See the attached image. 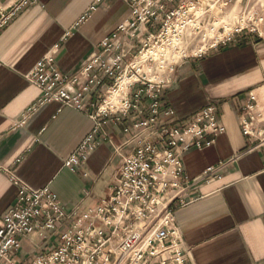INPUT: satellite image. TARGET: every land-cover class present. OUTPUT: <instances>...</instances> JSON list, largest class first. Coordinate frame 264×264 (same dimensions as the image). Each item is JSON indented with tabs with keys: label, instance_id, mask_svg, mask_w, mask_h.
<instances>
[{
	"label": "crops",
	"instance_id": "0c3cea01",
	"mask_svg": "<svg viewBox=\"0 0 264 264\" xmlns=\"http://www.w3.org/2000/svg\"><path fill=\"white\" fill-rule=\"evenodd\" d=\"M156 1L168 13L189 0ZM142 2L37 0L0 30V223L22 185L48 189L67 214L95 211L108 198L123 157L136 150L124 133L129 119L109 120L95 133L92 106L41 104L43 93L28 76L46 58L60 72L77 74L108 44L121 46L128 58L136 55L158 34L166 14L137 25L133 10ZM15 5L0 0V19ZM250 91L262 115L258 126L264 127V38L247 37L182 62L163 93L176 125L213 105L224 128L209 148L184 154L186 184L171 206L178 207L175 220L186 264H264V147H254L240 126ZM90 135L94 147L86 160L68 165ZM210 170L215 172L206 176ZM59 244V237L42 241L31 254L22 247L16 261L30 263Z\"/></svg>",
	"mask_w": 264,
	"mask_h": 264
},
{
	"label": "built area",
	"instance_id": "2783aa9c",
	"mask_svg": "<svg viewBox=\"0 0 264 264\" xmlns=\"http://www.w3.org/2000/svg\"><path fill=\"white\" fill-rule=\"evenodd\" d=\"M29 2L37 0H17L14 11L0 19V30ZM233 2L189 0L166 13L164 4L143 0L133 10L135 24L166 14L158 34L151 35L136 55L128 58L121 46L108 44L74 75L60 72L52 58L34 68L28 80L41 89V104L92 106L95 133L109 120L129 119L124 133L137 146L123 157L108 198L95 211L67 214L48 189L20 186L16 204L0 223V264H19L16 255L23 240L35 233L44 242L59 237L60 244L29 264H186L175 220L178 207L171 206L186 184L184 154L209 148L224 128L213 105L176 125L163 93L182 62L202 59L247 37L264 38V17L258 12L245 9L233 21L226 20L225 11ZM188 33L200 40V47L186 49ZM246 97L240 110L242 133L254 147H264L257 97L254 91ZM93 140L95 135H90L68 165L79 164V158L85 161ZM173 191L176 194L170 195ZM72 220L73 226L62 231L61 226Z\"/></svg>",
	"mask_w": 264,
	"mask_h": 264
},
{
	"label": "rangeland",
	"instance_id": "374dc122",
	"mask_svg": "<svg viewBox=\"0 0 264 264\" xmlns=\"http://www.w3.org/2000/svg\"><path fill=\"white\" fill-rule=\"evenodd\" d=\"M11 1L15 3L17 2V0ZM245 9L253 12H258L264 17V0H234V2L230 4L225 11L226 20L233 21ZM184 41H186L185 44L188 51L195 46L200 47V40L194 39V37L192 38L189 33L185 37ZM46 235L49 236V233H46ZM41 243L42 241L40 239L39 233H35L28 239L23 240L22 247L23 250H25L28 254H31L39 245H41ZM21 253H23V251Z\"/></svg>",
	"mask_w": 264,
	"mask_h": 264
}]
</instances>
